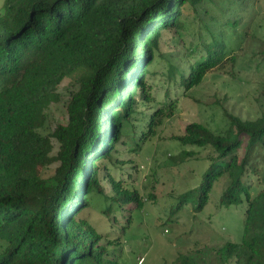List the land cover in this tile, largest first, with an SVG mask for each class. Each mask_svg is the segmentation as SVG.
<instances>
[{
    "label": "trees",
    "instance_id": "16d2710c",
    "mask_svg": "<svg viewBox=\"0 0 264 264\" xmlns=\"http://www.w3.org/2000/svg\"><path fill=\"white\" fill-rule=\"evenodd\" d=\"M256 2L3 1L0 264H118V252L107 249L114 243L104 242L80 213L96 197L105 202L98 209L107 219L112 211L131 209L130 201L143 208L134 186L121 190L123 182L110 175L111 168H117L118 177L122 173L114 162L117 146L140 152L160 118L176 109L178 96L206 74L233 66L234 52L248 34L247 10ZM182 32L189 36L185 53L193 61L186 69L161 53L164 34ZM262 44L260 58L244 71L264 74ZM155 59L166 64L160 102L150 95L147 80L157 75L149 69ZM64 79L71 82L63 101L58 87ZM260 98L263 105L253 120L223 112L227 127L222 134L193 122L174 138L183 147L209 149L213 156L199 186L164 208L167 221L177 224L182 211L191 210L185 212L190 236L193 214L204 210L220 182L218 207L244 206L239 242L200 247L185 239L177 264H264V86ZM61 102L65 121L50 126V107ZM152 103L155 111L145 114ZM193 155L183 150L173 161L181 165ZM101 179L112 184V197L104 196Z\"/></svg>",
    "mask_w": 264,
    "mask_h": 264
},
{
    "label": "rangeland",
    "instance_id": "374dc122",
    "mask_svg": "<svg viewBox=\"0 0 264 264\" xmlns=\"http://www.w3.org/2000/svg\"><path fill=\"white\" fill-rule=\"evenodd\" d=\"M3 1L0 0V14ZM245 22L248 23V34L234 52L236 61L233 66L229 64L221 72L206 74L189 93L178 96L176 109L168 117L160 118L154 135L148 139L140 152L133 153L121 144L117 146L114 162L120 163L116 166L121 168L122 173L118 177L117 168H111L110 175L114 182H123L119 186L121 190L134 186L140 199L145 202L143 208H134L130 201L128 204L132 206L131 209L112 211L107 219L98 209L99 205L105 202L101 197H96L92 200L90 209L80 213L79 218H84L92 224L104 242L114 243L107 249L118 252V264H177V256L183 252L182 244L188 238L196 242L188 241L186 244L191 246L196 243L200 247L208 244L220 246V243L226 241H240L244 206L218 207V196L224 182L215 186L204 210L193 214L194 230L190 232V236L187 232L191 226L188 213L192 211L183 210L182 216L180 215L175 224L173 220L167 221L164 208L180 194L199 186L201 174L213 156L209 149L183 147L174 139L183 134L188 124L201 123L214 134H222L227 127L223 112L242 120H253L259 115L263 105L260 98L261 88L264 86L263 71H244L242 67L254 65L261 55L260 50L264 43V0H257L255 7L247 10ZM181 35L164 34L161 53L165 54V59L170 63L174 62L186 69L193 61L189 60L185 53L189 36L183 33L181 38ZM235 44L236 41L230 49L234 48ZM179 55L181 58L174 60V57ZM159 64L155 59L149 69L156 71L157 75L147 79L150 95L155 97L156 102L165 97L164 82L162 83L164 79L161 74L165 71L163 66L166 64ZM70 82V79H64L58 87L63 101L66 99L65 90ZM62 105L63 102L50 107V126L55 122L65 121ZM155 105L152 103L145 108V114H153ZM183 150L193 152L194 155L181 165H175L173 159ZM126 178L130 180L126 181ZM100 185L106 198L113 196V186L108 179H101ZM96 195L94 193L93 196ZM150 195L155 198L154 205L151 204Z\"/></svg>",
    "mask_w": 264,
    "mask_h": 264
},
{
    "label": "clouds",
    "instance_id": "9594fccd",
    "mask_svg": "<svg viewBox=\"0 0 264 264\" xmlns=\"http://www.w3.org/2000/svg\"><path fill=\"white\" fill-rule=\"evenodd\" d=\"M138 264H139V262H138Z\"/></svg>",
    "mask_w": 264,
    "mask_h": 264
}]
</instances>
